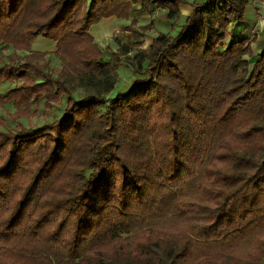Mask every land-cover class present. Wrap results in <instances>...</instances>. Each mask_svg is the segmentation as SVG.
Listing matches in <instances>:
<instances>
[{"label": "trees", "instance_id": "obj_1", "mask_svg": "<svg viewBox=\"0 0 264 264\" xmlns=\"http://www.w3.org/2000/svg\"><path fill=\"white\" fill-rule=\"evenodd\" d=\"M137 1L0 0V84L14 82L0 104L19 120L65 103L51 122L0 129V264H262L264 50L220 49L250 0L193 2L182 21L187 0H141L175 32L146 49L154 22L135 18L106 55L90 27ZM38 35L57 72L31 50ZM122 61L135 77L108 96Z\"/></svg>", "mask_w": 264, "mask_h": 264}, {"label": "rangeland", "instance_id": "obj_2", "mask_svg": "<svg viewBox=\"0 0 264 264\" xmlns=\"http://www.w3.org/2000/svg\"><path fill=\"white\" fill-rule=\"evenodd\" d=\"M250 4V3H249ZM249 7V5H248ZM248 7L246 11L248 10ZM144 10V9H143ZM147 12H144L146 19L143 18H137L139 20L138 24H148L150 23L151 20L154 22V26L146 32L147 33H154L157 34V32L161 31H174L176 28L171 27L170 22L165 17V13H163L162 10L158 12H152L151 8L148 10H145ZM151 15L149 16L148 14ZM247 13V12H246ZM155 14V15H154ZM153 16H155L153 18ZM106 19V18H105ZM104 19V20H105ZM104 20H101L100 22L96 24H92V26L95 28H101L100 30H103L105 32V29L102 25H100ZM111 20V19H109ZM134 20V19H133ZM131 21V20H130ZM129 21V22H130ZM180 21V20H179ZM182 21V20H181ZM180 21V22H181ZM129 22H121L119 25H115V27H118V30L114 32V34L108 35L107 39L102 43V49L106 55L110 54L111 51H116L119 49V46L122 44L123 41H126L128 39L127 34L125 33L123 27ZM96 31V30H95ZM153 31V32H152ZM100 32V31H99ZM225 42H223L222 46L220 49L223 48ZM31 50H41V51H46L48 52V71H53L57 72L63 65L64 60L61 57H58L54 55L52 52L55 50V42L53 40H48L44 38L42 35H38L35 37V40L31 44ZM12 48H7V49H1L0 47V56H5L7 55L8 52H10ZM252 61V58H251ZM116 72H117V82L114 86V89L109 92L108 96H114L117 94V92H124L129 88V84L133 77H131L130 70L124 65L123 61L116 67ZM14 85V82H8V83H2L0 84V92L7 91L8 88H11ZM75 95H80L83 94L82 89H76L74 92ZM64 100L61 103L54 104L52 108L48 109L45 107L44 104L39 106L38 113L33 114V115H28V116H23L22 118H19V120H15L12 118V112L14 111V105H12L11 102L6 103V104H0V129L3 130H14L18 127V125H21L23 128H35L40 125H42L44 122H51L55 118H60V116L63 113L64 110ZM34 108L36 106L34 105ZM138 239H141L142 237H137ZM114 254L111 252V256L114 257ZM42 260L47 261L48 257L46 253H42L40 256V261L38 259L34 258L32 259V264H44V262H41ZM54 264H59V263H54ZM62 264H68V263H62ZM262 264H264V260L262 261Z\"/></svg>", "mask_w": 264, "mask_h": 264}, {"label": "crops", "instance_id": "obj_3", "mask_svg": "<svg viewBox=\"0 0 264 264\" xmlns=\"http://www.w3.org/2000/svg\"><path fill=\"white\" fill-rule=\"evenodd\" d=\"M188 2H181L180 13L181 20L188 16L193 10V2L196 3H204L207 0H187ZM152 12H158L162 10L156 3H152L150 5ZM163 11V10H162ZM144 12H147L142 9L141 0L135 2L130 10V18H117L115 16L107 17L100 25H102L105 29V32L101 28H95L94 25L90 27V32L94 36L95 40L102 45V43L107 39L108 35H113L114 32L118 30V27L115 25H119L121 22H129L135 18H143L146 19ZM148 13V12H147ZM149 16L151 15L148 14ZM155 15V14H154ZM155 16H153L154 18ZM111 19V20H109ZM153 29V28H152ZM100 31V32H99ZM153 32V31H152ZM154 33H147L143 39V47L148 49L151 46L152 40L154 37L158 35ZM225 45H227L231 41H237L239 38H247L251 41L252 48L255 54H259L262 50H264V0H250V4L247 10L245 17L242 20L236 21V23H232L225 30ZM131 77H135L134 73H131Z\"/></svg>", "mask_w": 264, "mask_h": 264}]
</instances>
